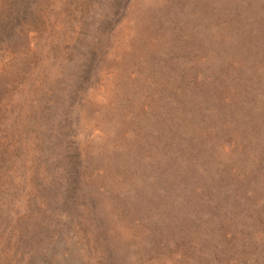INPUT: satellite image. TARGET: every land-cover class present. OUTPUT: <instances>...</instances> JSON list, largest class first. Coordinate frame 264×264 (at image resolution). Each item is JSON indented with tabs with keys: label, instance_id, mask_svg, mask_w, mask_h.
<instances>
[{
	"label": "rangeland",
	"instance_id": "rangeland-1",
	"mask_svg": "<svg viewBox=\"0 0 264 264\" xmlns=\"http://www.w3.org/2000/svg\"><path fill=\"white\" fill-rule=\"evenodd\" d=\"M0 264H264V0H0Z\"/></svg>",
	"mask_w": 264,
	"mask_h": 264
}]
</instances>
